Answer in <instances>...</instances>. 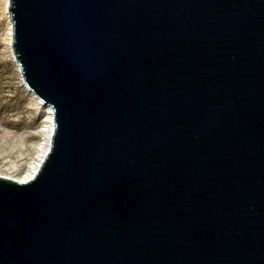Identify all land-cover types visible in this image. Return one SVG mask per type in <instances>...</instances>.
<instances>
[{"label":"water","instance_id":"obj_1","mask_svg":"<svg viewBox=\"0 0 264 264\" xmlns=\"http://www.w3.org/2000/svg\"><path fill=\"white\" fill-rule=\"evenodd\" d=\"M51 106L0 177V264H264V0H9Z\"/></svg>","mask_w":264,"mask_h":264},{"label":"rangeland","instance_id":"obj_2","mask_svg":"<svg viewBox=\"0 0 264 264\" xmlns=\"http://www.w3.org/2000/svg\"><path fill=\"white\" fill-rule=\"evenodd\" d=\"M7 0H0V176H23L38 160L49 118L24 85L10 45Z\"/></svg>","mask_w":264,"mask_h":264},{"label":"bare ground","instance_id":"obj_3","mask_svg":"<svg viewBox=\"0 0 264 264\" xmlns=\"http://www.w3.org/2000/svg\"><path fill=\"white\" fill-rule=\"evenodd\" d=\"M8 2H9V0H7V4H6L7 10L9 8L8 7ZM8 14H9V12H8ZM11 41H12V24H11V28H10V45H11ZM29 92L35 97V99L39 102V104L41 106H43L47 110V114H48V118H49V123L47 125V139L45 141V145L43 147V150H42V152H41L38 160H36L32 164V167L23 176H17V177L16 176L15 177H5L4 176V178H8V179L13 180V181H16L18 183H26V182L31 181L34 178L35 174L37 173V171L39 169V166L41 165L42 160L44 159V157L46 156L47 152L50 149L51 136H52V133L54 131L53 110H52L51 106L48 105V104L43 103L30 90H29Z\"/></svg>","mask_w":264,"mask_h":264}]
</instances>
